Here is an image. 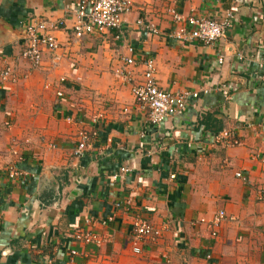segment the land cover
<instances>
[{"label": "crops", "instance_id": "1", "mask_svg": "<svg viewBox=\"0 0 264 264\" xmlns=\"http://www.w3.org/2000/svg\"><path fill=\"white\" fill-rule=\"evenodd\" d=\"M167 7L233 18L211 44L179 42ZM75 9V0H0V66L15 68L0 82V264H264V0H134L118 39L106 31L75 40ZM36 20L55 24L58 48L33 69L19 54ZM126 46L136 60L130 80L113 73ZM142 58L153 60L159 89L197 93L156 126L130 91ZM222 129L240 144L215 142ZM79 132L87 146L75 155ZM10 167L19 175L9 178ZM217 211L231 219L211 236ZM134 214L161 228L139 253L129 245ZM77 229L106 241L82 243Z\"/></svg>", "mask_w": 264, "mask_h": 264}, {"label": "built area", "instance_id": "2", "mask_svg": "<svg viewBox=\"0 0 264 264\" xmlns=\"http://www.w3.org/2000/svg\"><path fill=\"white\" fill-rule=\"evenodd\" d=\"M134 0H75V20L72 26L73 38L79 39L83 34L103 33L106 31L115 32L114 38H119V32L122 26V17L128 13L133 5ZM166 12L170 15L172 22L175 24L174 29L170 33V37L179 42L199 41L202 44H211L224 36L225 31L229 28L233 14L227 10L223 17L219 20H212L204 17L183 16L179 14L173 7H167ZM136 24L146 28L151 33H156L157 28L152 24H143L141 19L136 20ZM55 28V24L47 21L36 20L27 24L25 28V43L19 54V59L25 60L30 68L38 69L41 66V54L43 50L54 52L58 45L48 30ZM126 56L118 58L120 66L117 65L113 69V73L117 77L130 80L131 68L136 66V60L132 56L133 49L126 46ZM60 57L53 54L50 58V68H55ZM218 62L222 58H217ZM140 78L131 83L130 91L134 101L141 108L147 109L148 122L156 126L165 119H171L180 115L186 108L187 99L196 98V92L181 91L179 93H171L169 91L159 89L155 82V67L151 58H142L140 64ZM15 68L13 65L0 66V82L13 81L15 79ZM64 82V78H59V83ZM221 92L226 94V89L221 86ZM56 96H61L62 91L57 90ZM70 121V117L64 118ZM78 142L74 148L75 155L86 148L87 134L78 133ZM215 142H220L225 146H233L240 144L237 136L227 129H222L212 136ZM126 168L112 174V178H118L122 173L126 172ZM19 172L10 167L7 170V176L14 178ZM235 176L241 177L239 172ZM173 177V175H170ZM128 201H116L114 207L129 210ZM231 219L226 217L222 211H217L206 222L211 236H215L218 224L225 220ZM112 220L111 216H107L104 223ZM200 222L203 219L199 220ZM161 228L154 226L145 220L142 216L134 214L130 223L129 245L133 253H139L143 246L153 243L160 237ZM75 238L82 243L99 246L106 238L100 237L90 229H77L74 233ZM75 254L74 250L70 251Z\"/></svg>", "mask_w": 264, "mask_h": 264}]
</instances>
